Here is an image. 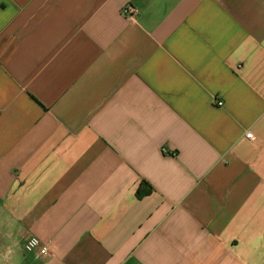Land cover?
Listing matches in <instances>:
<instances>
[{
    "label": "crops",
    "instance_id": "0c3cea01",
    "mask_svg": "<svg viewBox=\"0 0 264 264\" xmlns=\"http://www.w3.org/2000/svg\"><path fill=\"white\" fill-rule=\"evenodd\" d=\"M9 247L0 264H264V0H0Z\"/></svg>",
    "mask_w": 264,
    "mask_h": 264
},
{
    "label": "built area",
    "instance_id": "2783aa9c",
    "mask_svg": "<svg viewBox=\"0 0 264 264\" xmlns=\"http://www.w3.org/2000/svg\"><path fill=\"white\" fill-rule=\"evenodd\" d=\"M121 12H122L123 17H125L126 19H134L138 15V10L131 5H126L125 7H123ZM217 105L223 106V103L217 102ZM247 137L249 139H254V136L252 134H248ZM163 152L165 153V155H169V156H176L177 155L176 152L169 153V151L165 148L163 149ZM48 254H49L48 247L43 246V247L39 248V255L47 256Z\"/></svg>",
    "mask_w": 264,
    "mask_h": 264
},
{
    "label": "clouds",
    "instance_id": "9594fccd",
    "mask_svg": "<svg viewBox=\"0 0 264 264\" xmlns=\"http://www.w3.org/2000/svg\"><path fill=\"white\" fill-rule=\"evenodd\" d=\"M39 243H40L39 240L33 239V240L30 242L29 250H31L32 248L37 247ZM13 255H14L13 248H11V247L6 248L5 251H4L2 254H0V261L7 262V261L10 260V258H11Z\"/></svg>",
    "mask_w": 264,
    "mask_h": 264
},
{
    "label": "trees",
    "instance_id": "16d2710c",
    "mask_svg": "<svg viewBox=\"0 0 264 264\" xmlns=\"http://www.w3.org/2000/svg\"><path fill=\"white\" fill-rule=\"evenodd\" d=\"M145 193H146V192H143L142 190H140V191L138 192V194H139L140 197L143 196Z\"/></svg>",
    "mask_w": 264,
    "mask_h": 264
}]
</instances>
